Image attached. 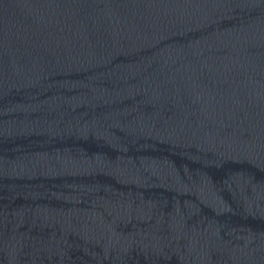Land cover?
I'll list each match as a JSON object with an SVG mask.
<instances>
[{"label":"water","instance_id":"obj_1","mask_svg":"<svg viewBox=\"0 0 264 264\" xmlns=\"http://www.w3.org/2000/svg\"><path fill=\"white\" fill-rule=\"evenodd\" d=\"M0 264H264V0H0Z\"/></svg>","mask_w":264,"mask_h":264}]
</instances>
